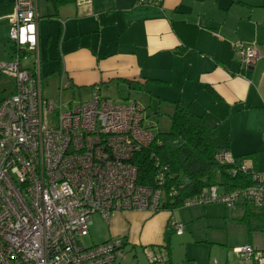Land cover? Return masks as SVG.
<instances>
[{
  "label": "built area",
  "instance_id": "built-area-1",
  "mask_svg": "<svg viewBox=\"0 0 264 264\" xmlns=\"http://www.w3.org/2000/svg\"><path fill=\"white\" fill-rule=\"evenodd\" d=\"M162 1L137 3L159 7ZM37 20L36 0H14L8 33L13 54L0 62L5 80L0 91V264H121L129 248L121 238L91 247L80 243L92 216L108 223L121 212L156 214L176 191L171 188L166 197L168 168L153 152L154 185L137 182L133 158L155 140L139 103L108 101L94 88L88 101L71 106L61 101L62 85L57 102L44 98ZM237 54L246 67L258 58L252 46L238 45ZM29 55L34 56L32 68L24 65ZM216 158L234 163L227 151ZM239 170L250 175L251 185L222 195L213 186L182 206L248 204L264 210V173L247 160ZM169 227L178 236L184 231L174 221ZM232 252L245 264H264V251L251 245ZM144 254L148 264H170L159 248H145Z\"/></svg>",
  "mask_w": 264,
  "mask_h": 264
},
{
  "label": "crops",
  "instance_id": "crops-1",
  "mask_svg": "<svg viewBox=\"0 0 264 264\" xmlns=\"http://www.w3.org/2000/svg\"><path fill=\"white\" fill-rule=\"evenodd\" d=\"M137 2L36 0L41 87L44 76L58 96L62 85L60 96L71 94V106L88 101L94 88L112 102L132 97L147 121L149 111L170 118L174 103L183 102L210 126L220 150L251 156L248 165L264 173V0ZM13 13L14 0H0V62L13 54ZM240 44L258 54L247 67ZM169 221L176 222L168 210L117 213L101 243L121 238L129 248H159L178 264L170 240L185 226L178 236Z\"/></svg>",
  "mask_w": 264,
  "mask_h": 264
},
{
  "label": "trees",
  "instance_id": "trees-1",
  "mask_svg": "<svg viewBox=\"0 0 264 264\" xmlns=\"http://www.w3.org/2000/svg\"><path fill=\"white\" fill-rule=\"evenodd\" d=\"M174 105V111L169 118L170 130L155 134V140L150 147L133 158L138 170L137 182L140 185H154L156 168L149 158L150 153L153 152L158 158L161 167L168 168L163 188L166 197L171 188L175 189L176 195L172 199L168 198L163 210L174 211L182 208L185 200L194 198L213 186L217 188V194L222 195L251 185L250 175L239 170L240 163L251 156L233 158L232 164L219 161L216 156L221 150L214 141L212 129L203 117L194 114L183 102L178 101ZM232 170H236L235 175L231 173ZM243 206L244 215L240 221L246 224L248 232H264V210L259 212L248 204ZM252 221H257L254 228L251 226ZM168 261L173 264L169 259ZM191 263L194 262L188 264Z\"/></svg>",
  "mask_w": 264,
  "mask_h": 264
},
{
  "label": "rangeland",
  "instance_id": "rangeland-1",
  "mask_svg": "<svg viewBox=\"0 0 264 264\" xmlns=\"http://www.w3.org/2000/svg\"><path fill=\"white\" fill-rule=\"evenodd\" d=\"M34 62V56L29 55L26 63ZM4 79H0V91L4 85ZM8 83V82H6ZM12 83V81H11ZM42 94L44 98L58 101V93L53 82L43 77ZM72 99L71 94L63 93L61 101L65 104ZM75 101V99H74ZM119 104L133 102L132 97H123L113 101ZM148 123L154 134L166 133L170 130V119L165 116H157L149 111ZM220 194L221 191L219 190ZM173 212V219L185 226L181 237L172 236L170 240L171 258L178 264L194 262L198 259L212 264L215 260L219 264H238V256L232 252L234 248L251 245L264 251V232H248L246 224L240 219L244 215L243 207L228 208L222 203L205 205H193L190 208H179ZM257 221H252L254 228ZM107 232V223L98 215L91 218V226L87 236L80 239L84 247L100 244ZM130 250V251H129ZM126 257L121 264H148L144 250L141 247H133L125 250Z\"/></svg>",
  "mask_w": 264,
  "mask_h": 264
}]
</instances>
